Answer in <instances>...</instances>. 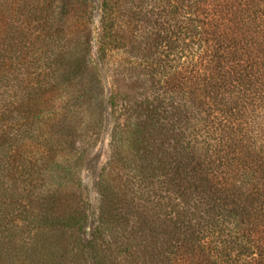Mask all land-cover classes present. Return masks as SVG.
<instances>
[{
	"label": "trees",
	"instance_id": "1",
	"mask_svg": "<svg viewBox=\"0 0 264 264\" xmlns=\"http://www.w3.org/2000/svg\"><path fill=\"white\" fill-rule=\"evenodd\" d=\"M0 264H264V0H0Z\"/></svg>",
	"mask_w": 264,
	"mask_h": 264
},
{
	"label": "rangeland",
	"instance_id": "2",
	"mask_svg": "<svg viewBox=\"0 0 264 264\" xmlns=\"http://www.w3.org/2000/svg\"><path fill=\"white\" fill-rule=\"evenodd\" d=\"M100 35V28L98 23L95 25L93 37L91 58L94 66L97 67L99 75L102 79L103 86V103H104V121L99 137L96 142H91L87 149V155L85 158L78 162L76 169L79 170V176L81 180L86 184V202L89 210V219L86 232L90 234L92 229L96 225L99 209V195H98V181L102 168L106 165L110 158V135L114 125V119L111 115V108L108 104L110 90H111V76L112 71L106 67L101 66L97 57V42ZM86 150V149H85Z\"/></svg>",
	"mask_w": 264,
	"mask_h": 264
}]
</instances>
